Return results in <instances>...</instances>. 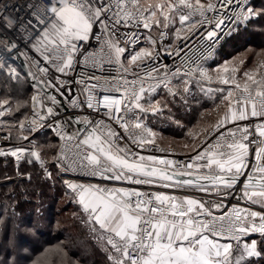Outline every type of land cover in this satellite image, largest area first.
<instances>
[{
	"label": "snow or ice",
	"instance_id": "obj_1",
	"mask_svg": "<svg viewBox=\"0 0 264 264\" xmlns=\"http://www.w3.org/2000/svg\"><path fill=\"white\" fill-rule=\"evenodd\" d=\"M249 4L250 0H31L21 16L8 11L13 5L0 3V72L17 83L30 80L35 89L31 118L24 115L12 124L0 121L2 138L11 140L15 130L17 139L27 141L25 131L35 133L46 125L61 141H76L72 157L62 146L52 158L61 172L79 169L84 177L130 185L64 181L66 194L78 199L98 234L108 264H250L249 258L264 255V75L256 79L255 70L245 71L241 89L237 72L245 58L225 60L209 70L201 63L206 57L193 60L189 55L195 44L206 42L211 49L226 28L230 33L264 18V8ZM93 39L99 58L96 50H89ZM33 50L39 57L29 55ZM162 52L181 63L159 64ZM13 53L24 58L21 68L27 66L26 76L9 63ZM255 55L257 70L264 69V51ZM90 63L101 71L105 63L114 65L119 75H73L77 66ZM213 79L235 85V90L201 89L220 93L223 111L214 126L202 130V141L193 143L196 154L190 162L135 151L155 145L156 133L144 118L162 111L161 101L153 102L157 89L175 97L181 95L180 84L187 93L193 81L200 86ZM174 81L175 90L170 87ZM23 107L0 100V117ZM68 107L80 112L65 119ZM85 109L92 111L81 115ZM73 123L86 127L68 134L66 128ZM81 133H86L83 140ZM198 146L203 151H196ZM35 149L33 143L29 149L0 150V156L14 157L17 165L22 158L32 163L34 157L43 165L41 151ZM45 172L51 177L46 168ZM189 189L204 195L188 194ZM252 233L261 235L259 243L243 240ZM57 251L63 264H78L62 249Z\"/></svg>",
	"mask_w": 264,
	"mask_h": 264
},
{
	"label": "trees",
	"instance_id": "obj_2",
	"mask_svg": "<svg viewBox=\"0 0 264 264\" xmlns=\"http://www.w3.org/2000/svg\"><path fill=\"white\" fill-rule=\"evenodd\" d=\"M253 4L256 9H261V6L264 5V0H253ZM259 21L260 20L258 18L255 19L256 24ZM261 24H264V21H262ZM245 27L246 26H242L244 29ZM233 31H231L230 34ZM239 31L240 28L233 32L234 34H229L220 44L217 51L226 49L225 46L229 43L227 40L229 41L232 37L236 38ZM258 35L253 33L254 38ZM20 73L22 77L26 76L23 72ZM31 92L32 87L28 80L17 83L15 80L6 76L3 72H0L1 100L8 99L13 108L16 107L18 102L22 105H26V107L21 108L19 113H15L11 116L6 114L5 117H0V121L12 124L16 123L20 119H23L24 115H28L30 111ZM178 107L179 105H172L171 108L175 109L173 117H167L166 113L160 114L159 117L155 116L154 123L159 120L161 123H158V125H160L158 128L165 132L167 136H182L185 129L188 130L191 122L190 119H192L191 117H193L196 109L191 105H187L186 108L182 107L181 109ZM187 114H190V116H187ZM150 117H152V115L149 116V118ZM188 121L189 124L186 123ZM214 124L215 123H213V125ZM27 132L28 131H25V133ZM201 137L194 141V143L198 142ZM12 140H19L17 139L15 130H13L12 133ZM34 141L42 142V146L40 148L42 151V158L49 160L48 166H44V168L43 166L40 167L39 161L32 158V163H28L27 158H22L19 165H17L14 157L10 155L7 157L0 156V238H6V240L12 238V240L16 242L18 237L28 236L32 240V251L39 248V246H42L39 238L32 235V232L24 231L28 227L32 228V221L35 220L36 223L34 222L35 224H33L38 227L39 235H43L42 239L45 241L44 243H53L58 240L63 241L72 233L74 234L76 229V232L78 231L80 233L78 234V239H80V237L82 238L83 245L86 244L88 246H95L96 243L90 241L86 235L87 233H83L86 228L80 220H75L70 225L66 223L64 224L65 226H61L62 228L54 226V221H56L55 217L58 211H62L63 208L66 209L67 205L68 208H75L73 204H65V206L63 204L61 207L58 206V203L62 200V198L58 196V192L64 193L63 191L65 190L58 177V168L55 163H53V159H51L56 155L57 138L47 132L35 136ZM192 145L188 148L179 146H164L173 149L187 150L191 149ZM45 168L50 169L52 179H48L45 175L43 176ZM65 229L67 232H65ZM85 250H87V248H85ZM91 250L93 251V254L99 258L98 260H101L100 262L93 261L92 264H108L107 258L105 256L102 257L100 249L98 250V248L92 247ZM87 252H89V250ZM19 257L20 258H18V260H15V264H20V259L27 258V256L22 252L19 253ZM87 257L88 256L85 255V258ZM10 264H13V262ZM257 264H264V258H260L257 261Z\"/></svg>",
	"mask_w": 264,
	"mask_h": 264
},
{
	"label": "rangeland",
	"instance_id": "obj_3",
	"mask_svg": "<svg viewBox=\"0 0 264 264\" xmlns=\"http://www.w3.org/2000/svg\"><path fill=\"white\" fill-rule=\"evenodd\" d=\"M264 8V5L261 6V9ZM256 9V8H255ZM258 9V8H257ZM259 10V9H258ZM254 18L250 23L247 24L249 27L242 28V26H245L244 24H241L239 26L240 31L237 33L236 38H231L229 41L227 40L226 49L219 50L214 55V57L204 66L208 68L209 70L216 69L219 65L223 64L225 60H235L238 62L240 58H245L244 65L240 66V71L237 72V81L241 84V89L243 87V83L246 80V77H244L245 71H256V79H259L261 75H264V69L257 70V65L255 63L257 57L256 53H260L264 51V24H261L262 21H264V18H258L260 21L256 24ZM239 28L234 30L233 32L237 31ZM247 28V30H246ZM231 34H234V33ZM253 33H256L258 35L257 37H253ZM230 34V35H231ZM232 66L236 65H230ZM181 89V95H177L173 97L169 93L162 92V91H156V93H153V97L155 101H161L160 107L162 111L157 114L153 115L151 113L147 114L144 118V123L148 128H151L153 132L156 133V142L157 144H160L161 146H179L184 147V145H192L194 141L199 139L202 136V130L207 129L213 125V123H216L218 119V115L222 114L223 111V105L221 102V96L218 92H212V93H206V91H202L201 89H208L211 88L213 90L218 88H231L235 90V85H220L215 79L211 83L209 82H202L200 86H197L195 82L193 81L189 92L185 93L182 92L183 84H180ZM226 91L224 92V95H226ZM2 98L0 97V100ZM191 101V102H190ZM191 103V104H190ZM172 105H179L178 108H186L187 105L194 106L195 113L192 119H190V126L188 127V130L185 129V132L182 136H167V134L161 129L158 128L160 125L158 123H161L159 120L158 122L154 123L155 116H158L160 114H165L167 117H173L174 108H171ZM220 106L218 109L217 106ZM197 111V113H196ZM149 118V116H151ZM165 115V116H166ZM190 116V114H187V116ZM185 118V117H184ZM189 124V121L186 122ZM193 133V135H189V133ZM195 137V138H194ZM194 138V139H193ZM193 139V141H192ZM36 146L35 150L41 151L42 142L41 141H35L33 142ZM42 155V151H41ZM51 158V156H50ZM53 158V157H52ZM51 158V159H52ZM32 159H35L32 157ZM45 163L42 165L40 163V167L48 166V161L45 160ZM50 169H47L49 172ZM47 176L46 172L44 170L43 176ZM48 179H52L51 177L47 176ZM65 190V189H64ZM64 193L58 192V196L62 198L60 202L58 203V206H65V204H73L74 208H68V205L66 206V209H62V211H58L55 220L54 226L61 227L64 224L68 223L69 225L74 222L75 220H80V222L85 226V233L90 241H93L95 246L92 245H83V240L80 237L78 239V234H80L78 231L71 234L66 237L63 241L58 240L53 243H44L45 241L42 239L43 235H39L38 227L34 225L36 222L35 220L32 221V228L28 227L24 231L26 232H32V235L35 237H38L41 245L39 248L32 251V240L28 236H20L18 237V240L15 242L12 240V238L7 239L6 238H0V263L1 264H10L13 261L19 257V253H24L27 258L26 259H20V264H34L35 261L40 260L41 264H63V256L60 252L57 251V249H62L63 252H66L68 254V257L71 258L73 261H78V264H92L93 261L100 262L101 260H98L99 258L96 257L95 254H93V251L91 250L92 247L100 249V253L102 257H106L105 252L103 251V248L101 244L97 240V233L93 231V225L88 220L87 215L82 211L81 206L75 202L74 198H70L67 191H63ZM71 219V222H70ZM35 222V223H34ZM70 222V223H69ZM90 222V223H89ZM34 223V224H33ZM65 226V225H64ZM62 228V227H61ZM65 228V227H64ZM66 230V229H65ZM21 231V232H24ZM67 232V230L65 231ZM66 234V233H64ZM65 236V235H63ZM256 240L258 243L261 241L262 238H251L246 239L244 241L251 242V240ZM85 243V242H84ZM92 246V247H91ZM97 246V247H96ZM87 248V250H85ZM89 250V252H87ZM8 251V252H7ZM85 255L88 257L85 258ZM107 258V257H106ZM260 258H264V255L261 257H252L249 258L250 264H257V261Z\"/></svg>",
	"mask_w": 264,
	"mask_h": 264
},
{
	"label": "built area",
	"instance_id": "obj_4",
	"mask_svg": "<svg viewBox=\"0 0 264 264\" xmlns=\"http://www.w3.org/2000/svg\"><path fill=\"white\" fill-rule=\"evenodd\" d=\"M29 2H31V0H0V3H8L10 5H13V8L9 9L8 11H12L14 15H21V16L25 14L23 6H25ZM38 2L46 3L47 0H38ZM249 6L255 8V6L253 4V0H250ZM15 8H21V11L19 13H16ZM5 14H7V11L5 12ZM229 34L230 33H229L228 29L226 28L225 31L220 34L222 38L219 40V42L217 44L212 46L211 49L209 48L208 43H206V42L201 43V44H195L193 51L191 53H189V55L191 56V58L193 60H195L197 57H201V56L206 57V59L201 60V63L203 64V66H205L214 57L218 47L220 46V44L224 41V39ZM168 43H170V41L166 38L164 40V44L167 45ZM193 43H194V41L189 42L190 45ZM21 50L22 51L24 50L23 46H22ZM89 50L90 51L96 50L97 51V58H99V46L96 44L94 39L91 42V46H90ZM29 55L34 56V57H39L40 54L36 53L33 50L32 52L29 53ZM13 58L14 59L10 60L9 63H11L12 66L15 67L18 71L23 72L15 60L14 53H13ZM158 63L161 65H164V64L173 65V64H180L181 61H180V59H177L174 55L165 56L162 52L161 53V59L159 60ZM43 66H46V65H43ZM33 71H35L34 68H33ZM173 71H175V69H173ZM79 73H83L84 75H96V76H103V77H109L110 78V77H117L119 75V70L114 65H108L107 63H105L103 66V71H101L98 68L97 69L92 68L91 63H90L88 66H77L75 68V72L73 75H76ZM128 78L131 79L130 76ZM170 87H173V89L175 90V88L177 87L176 82L174 81L173 85H170ZM157 91H162V92L168 93L167 90L164 88H159V89H157ZM34 93H35V89L32 88L31 96ZM91 111L92 110L85 109V111L82 112L81 115H87ZM74 112H80V110L79 109H72L71 107H68V109L64 112V118L67 119V117L70 115H73ZM28 116H29V118H31V98H30V111L28 113ZM229 126H231V125H229ZM85 127L86 126L83 123H82L81 128H79L77 126V124L73 123L70 127L66 128V131L68 132V134H72L73 131H75L77 129H84ZM113 127L119 132L123 131L118 126L113 125ZM47 132H49L50 134L54 135L57 138L56 155L58 153H60L62 146L65 148L66 154L69 157H72L73 153L77 151V149H75V147H74V144L76 141H70V142L61 141L59 139V137L56 135L55 131H53L51 128L47 127L46 125L43 127H40L38 129V131H36L35 133H30V132L24 133V135L29 136V140H27V141H23V140L13 141L12 139L6 141L2 138L3 133H0V150H9V149H14L15 147H24L26 149H29L32 147L33 142H35L34 141L35 136H37L39 134L47 133ZM85 134L86 133H81L79 135V140H83ZM211 136H212V134L209 133V137H211ZM202 139H203V136L201 137V139L199 141H202ZM208 142L213 143V140L209 139ZM191 149H187V150L173 149V148H168V147L161 146L160 144L155 143V145H148L145 148H135V151L138 152L140 155H143V156L155 155V156L160 157L161 159H170V160H174V161L190 162V157L196 154V152L192 151ZM80 151H83V149H80ZM196 151H203V147L198 146ZM253 160H254V157H253ZM49 172H51V171L49 170ZM58 177L61 180L65 191H67V192H69V190L67 189V186L64 183V181H66V180H74V181L81 182V183L100 184L101 186H108V187L130 186L125 182L101 181L99 177H95V178L84 177L80 173L79 169H77L76 172L63 173L58 168ZM136 187L140 188L141 190H147L144 188V186H136ZM151 190L155 191V190H159V189L153 188ZM165 191H168L170 194H175V195L185 194L183 192H178V191H173V190H165ZM187 192H188V194H192L195 196H203L204 195L203 193L193 192L191 189L187 190ZM205 198H208V197H205ZM74 200L79 205L78 199H74ZM233 203H235V201H233ZM240 204H241V206H244V201L241 200ZM254 209L259 210V206H254ZM257 237H261V235L259 233H252L249 236L244 237L243 240L251 239V238H257Z\"/></svg>",
	"mask_w": 264,
	"mask_h": 264
},
{
	"label": "water",
	"instance_id": "obj_5",
	"mask_svg": "<svg viewBox=\"0 0 264 264\" xmlns=\"http://www.w3.org/2000/svg\"><path fill=\"white\" fill-rule=\"evenodd\" d=\"M14 56H15V53H14ZM15 60H16V62L18 63V65L20 66V68H21V65H22V63H23V61H24V58L23 57H19V58H16L15 57ZM22 69V71H23V73L26 75V73H27V66H25L24 68H21ZM29 82H30V84H31V81L30 80H28ZM68 109V108H67ZM77 126L79 127V128H81L82 127V123L81 124H77Z\"/></svg>",
	"mask_w": 264,
	"mask_h": 264
}]
</instances>
